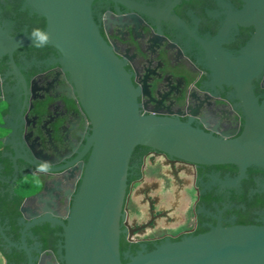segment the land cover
<instances>
[{"label":"flooded vegetation","instance_id":"flooded-vegetation-1","mask_svg":"<svg viewBox=\"0 0 264 264\" xmlns=\"http://www.w3.org/2000/svg\"><path fill=\"white\" fill-rule=\"evenodd\" d=\"M245 5L93 0L91 8L138 90L141 114L235 137L244 115L234 89L218 84L211 64L212 58L237 57L255 33L254 25L235 21ZM45 27L28 0H0V29L8 36ZM59 56L48 45L0 47V264H65L61 222H67L81 182L92 126ZM252 86L261 102L264 69ZM43 208L54 220H43ZM218 224H264V169L240 172L233 164H197L147 146L133 149L119 226L122 262Z\"/></svg>","mask_w":264,"mask_h":264},{"label":"water","instance_id":"water-1","mask_svg":"<svg viewBox=\"0 0 264 264\" xmlns=\"http://www.w3.org/2000/svg\"><path fill=\"white\" fill-rule=\"evenodd\" d=\"M244 1L235 21L254 25L255 33L237 57L212 58L211 64L218 84L234 89L244 115L243 130L235 137L216 136L179 118L141 114L131 76L93 18V0H28L46 20L44 41L34 35L10 37L0 29V47L8 51L48 45L59 52L58 62L92 126L81 182L67 222H61L65 264H264V224H218L206 233L138 252L126 262L119 251L128 166L136 146L197 164H233L240 172L250 166L264 169V99L258 101L252 86L264 69V0ZM42 213L44 221L54 220L46 208Z\"/></svg>","mask_w":264,"mask_h":264},{"label":"clouds","instance_id":"clouds-1","mask_svg":"<svg viewBox=\"0 0 264 264\" xmlns=\"http://www.w3.org/2000/svg\"><path fill=\"white\" fill-rule=\"evenodd\" d=\"M33 35L39 38L40 41H44L47 39V37L43 33H41L39 30H35Z\"/></svg>","mask_w":264,"mask_h":264}]
</instances>
